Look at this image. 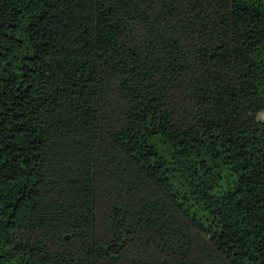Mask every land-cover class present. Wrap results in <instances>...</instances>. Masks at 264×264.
I'll return each instance as SVG.
<instances>
[{
	"label": "trees",
	"instance_id": "1",
	"mask_svg": "<svg viewBox=\"0 0 264 264\" xmlns=\"http://www.w3.org/2000/svg\"><path fill=\"white\" fill-rule=\"evenodd\" d=\"M264 0H0V264H264Z\"/></svg>",
	"mask_w": 264,
	"mask_h": 264
},
{
	"label": "rangeland",
	"instance_id": "2",
	"mask_svg": "<svg viewBox=\"0 0 264 264\" xmlns=\"http://www.w3.org/2000/svg\"><path fill=\"white\" fill-rule=\"evenodd\" d=\"M261 115H264V111L261 113ZM264 117V116H263Z\"/></svg>",
	"mask_w": 264,
	"mask_h": 264
},
{
	"label": "crops",
	"instance_id": "3",
	"mask_svg": "<svg viewBox=\"0 0 264 264\" xmlns=\"http://www.w3.org/2000/svg\"><path fill=\"white\" fill-rule=\"evenodd\" d=\"M263 116H264V115H261L262 118H264Z\"/></svg>",
	"mask_w": 264,
	"mask_h": 264
}]
</instances>
